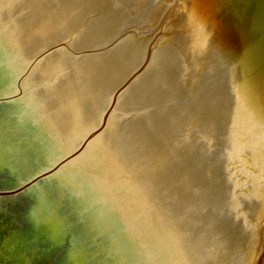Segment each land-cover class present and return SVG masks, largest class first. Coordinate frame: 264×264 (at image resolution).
Segmentation results:
<instances>
[{"label": "water", "instance_id": "1", "mask_svg": "<svg viewBox=\"0 0 264 264\" xmlns=\"http://www.w3.org/2000/svg\"><path fill=\"white\" fill-rule=\"evenodd\" d=\"M0 130L61 264H264V0H0Z\"/></svg>", "mask_w": 264, "mask_h": 264}, {"label": "rangeland", "instance_id": "2", "mask_svg": "<svg viewBox=\"0 0 264 264\" xmlns=\"http://www.w3.org/2000/svg\"><path fill=\"white\" fill-rule=\"evenodd\" d=\"M25 213L17 211L15 195L0 197V264H61L60 251L46 246Z\"/></svg>", "mask_w": 264, "mask_h": 264}, {"label": "bare ground", "instance_id": "3", "mask_svg": "<svg viewBox=\"0 0 264 264\" xmlns=\"http://www.w3.org/2000/svg\"><path fill=\"white\" fill-rule=\"evenodd\" d=\"M0 192L4 195V197H5V196H8V197H9V196H13V195H15V194H13V195H12V194H7V193H6V190H4V189H0ZM0 197H3V196H0Z\"/></svg>", "mask_w": 264, "mask_h": 264}]
</instances>
